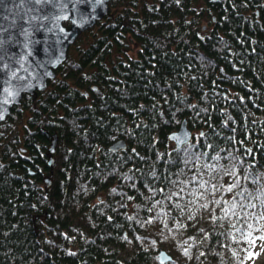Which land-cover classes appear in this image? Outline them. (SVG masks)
I'll return each mask as SVG.
<instances>
[{
  "label": "trees",
  "instance_id": "16d2710c",
  "mask_svg": "<svg viewBox=\"0 0 264 264\" xmlns=\"http://www.w3.org/2000/svg\"><path fill=\"white\" fill-rule=\"evenodd\" d=\"M263 220L264 0H111L0 123V264H247Z\"/></svg>",
  "mask_w": 264,
  "mask_h": 264
},
{
  "label": "water",
  "instance_id": "95a60500",
  "mask_svg": "<svg viewBox=\"0 0 264 264\" xmlns=\"http://www.w3.org/2000/svg\"><path fill=\"white\" fill-rule=\"evenodd\" d=\"M111 0H0V123L24 94L44 91L56 77V70L66 61L68 50L86 30L94 27L109 12ZM69 22V26L64 25ZM9 93H12L9 95ZM193 133L183 120L170 134L177 148L189 143ZM54 136L50 153L56 151ZM126 142H114L110 149H126ZM53 168L54 158L49 160ZM46 184H50L49 178ZM159 261L172 257L164 250Z\"/></svg>",
  "mask_w": 264,
  "mask_h": 264
},
{
  "label": "rangeland",
  "instance_id": "374dc122",
  "mask_svg": "<svg viewBox=\"0 0 264 264\" xmlns=\"http://www.w3.org/2000/svg\"><path fill=\"white\" fill-rule=\"evenodd\" d=\"M86 40H87V37H85L83 39L84 42H86ZM83 41L81 43H79V45H81V47H84V45H86V43H83ZM130 47H132V50H129L128 54L130 56H135L136 55V49H135L136 46L132 45ZM256 239H257V242L255 244V247L253 248L255 253H256V256L253 257L251 259V262L247 263V264H262L264 262V228H262L260 233H257Z\"/></svg>",
  "mask_w": 264,
  "mask_h": 264
},
{
  "label": "snow or ice",
  "instance_id": "6c2138e0",
  "mask_svg": "<svg viewBox=\"0 0 264 264\" xmlns=\"http://www.w3.org/2000/svg\"><path fill=\"white\" fill-rule=\"evenodd\" d=\"M37 3H40V0H36ZM97 2H99V0H97ZM12 93H9V95H11Z\"/></svg>",
  "mask_w": 264,
  "mask_h": 264
}]
</instances>
